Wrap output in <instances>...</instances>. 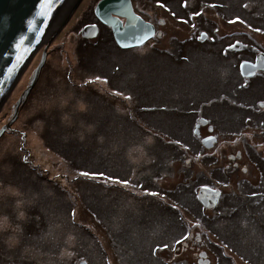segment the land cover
Returning <instances> with one entry per match:
<instances>
[{
	"label": "rangeland",
	"instance_id": "1",
	"mask_svg": "<svg viewBox=\"0 0 264 264\" xmlns=\"http://www.w3.org/2000/svg\"><path fill=\"white\" fill-rule=\"evenodd\" d=\"M77 1V9L69 11V20L62 21L52 43L39 46L38 54H32L0 108V129L6 125L0 137V264H77L83 255L90 264H209L203 261L207 254L210 264H219L204 246L198 259L184 247L181 255L174 257L178 246L195 245L182 239L192 232L195 239L204 238L212 252L219 233L239 255L264 264L262 207L250 203V198L245 200L239 188L242 185L237 184L243 178L250 184L258 182L261 175L264 185V71L247 82L233 67L239 59L237 54L227 52V44L235 40L256 44L264 52V0H189L187 8L182 6L183 0H163L176 12L175 18L156 7L154 0H134L142 14L149 18L159 14L166 20L160 27L163 37L159 41L126 50L133 58L143 60L133 68L138 77L131 74L130 83L122 88L140 93V101L148 100L150 103L143 104L142 109L152 111L149 114L134 108L139 98L134 102L133 94L131 100L113 97L104 90L103 82L76 88L64 76L69 67L76 69L75 76L80 79L109 72L108 63L113 59L99 63L112 40L101 42L102 49L100 45L98 49L80 45L87 40L77 31L84 21L92 19L97 0ZM210 4L217 7H206ZM193 12L201 15L193 16ZM82 15L84 20L80 21ZM237 16L245 23H228ZM255 28L262 32H254ZM202 33L207 38L200 39ZM168 48H176L175 54ZM43 52L47 54L46 65L38 72L40 81L27 92ZM178 53L186 59L178 60ZM76 55L86 63L76 65ZM84 67L87 71L79 69ZM130 71L125 68L121 77ZM74 90H79V95L73 97ZM233 91L234 97L222 94ZM78 96L83 99L80 106H76ZM162 96L164 101L156 99ZM154 99L157 101L151 102ZM56 105L62 112H54ZM88 106L91 108L87 110ZM91 112L98 113L97 119ZM103 114L104 120L99 123ZM201 114L213 116L222 133L236 136L220 137L215 149L205 152L195 134V122ZM132 129L133 137L125 141ZM201 132L207 133L206 129ZM21 134L24 137L20 138ZM96 135L101 136L91 142ZM74 139H85L86 143L65 147ZM115 140L123 143L115 145ZM221 149L224 153H217ZM211 151L218 155V165L212 164ZM58 152L77 160L65 163ZM232 152L240 154V159L234 160L238 167H231L226 174L224 166ZM183 154L191 158L192 169L182 164L188 161L183 159L185 155L179 158ZM76 167L102 170L105 176L111 172L110 177L121 180L131 174L130 184H98L84 176L73 177ZM197 175L201 179L196 181ZM226 180L233 183L226 193L234 191L231 199L236 205L227 204L228 195L216 207L198 200L202 184L217 186ZM243 188L248 191V187ZM152 192L159 195L152 196ZM222 211L234 214L219 217L226 215ZM177 239L182 243L176 244ZM165 243L170 248L164 249ZM260 249L261 256L256 252ZM201 253H206L204 259ZM220 261L232 264L224 257Z\"/></svg>",
	"mask_w": 264,
	"mask_h": 264
},
{
	"label": "water",
	"instance_id": "2",
	"mask_svg": "<svg viewBox=\"0 0 264 264\" xmlns=\"http://www.w3.org/2000/svg\"><path fill=\"white\" fill-rule=\"evenodd\" d=\"M78 2L77 0H53L50 15L44 17L38 14L41 0H0V103L2 100L4 101L8 88L11 90L15 83V77H21L23 65H29L31 54H38V46L52 43L62 21L69 20V11L77 9ZM117 8L124 9L120 12L129 17L131 21L126 33L135 34L136 36L140 35V39L144 38L145 34H147V40L153 37L151 35L153 31L155 32L153 23L147 22L136 15L143 20V26V22L138 20L135 14L132 13L131 0H100L95 7L96 16L112 26L119 44L126 48L139 45V42L126 44L121 38V23L112 15V12ZM123 14L120 16H124ZM30 21L32 22L31 28ZM43 31L44 35H42ZM97 31L98 27L96 25L89 26L85 28V36L95 37ZM22 38L23 45L20 52H18L16 45ZM24 48L28 49V51L23 52ZM19 54H23L24 59L17 64L16 58ZM44 58L45 55L43 54ZM245 62H247V66L243 69L241 68L245 76L249 75L248 67L251 66L260 65L258 68H253L254 72L264 71V53L257 55L256 62ZM245 62L242 64H245ZM13 65H16V67L13 68ZM9 69H12V71L9 72ZM201 123L205 124V119H202ZM200 125H197L195 131L198 137H200ZM212 130L213 128H210V131ZM209 137L213 136L202 139V144L205 147H211L215 141V139H208ZM219 195L220 192L217 190L202 188L199 198L205 205L213 206L217 203ZM201 256V258L206 257V253H201Z\"/></svg>",
	"mask_w": 264,
	"mask_h": 264
},
{
	"label": "flooded vegetation",
	"instance_id": "3",
	"mask_svg": "<svg viewBox=\"0 0 264 264\" xmlns=\"http://www.w3.org/2000/svg\"><path fill=\"white\" fill-rule=\"evenodd\" d=\"M93 14H94V10H93ZM83 20H84V17L82 15L81 18H80V21H83ZM80 21H79V23H80ZM157 21H158V19H157ZM84 23L85 24H84V26L82 28H84L86 25L96 24L98 26V28H99L98 30L100 31V33H99L98 37H95L93 39H90L89 37L83 36L82 38H84L87 41H85L83 43H80L81 46L87 47L89 44L90 45H93V46L100 45L101 46V49H102L103 46H102L101 42L105 41V43H106V42L112 40V34L109 32V30H108L107 27H105L102 23L99 22V20L97 19L96 14H94V16L92 15V19L91 20L84 21ZM160 27L161 26H157V30L158 29H161ZM162 32H163V30H162ZM196 39H198V37ZM80 40H82V39H80ZM237 41H239V40H235L231 44H227V50H228L227 52L228 53L231 52V53L237 54V56H238L239 59L236 62V66H235V63H233L234 64L233 67L237 69V73L240 74V76H241L242 74H241L240 69H241L242 62H244V61L255 62L256 59H257V55L260 54V53H264V52L261 51V50H259L257 48V45L256 44H251V43L245 44V42H241V41H239V43H237ZM229 45H235V47H229ZM238 45H241L242 47L240 49H236V47ZM98 47L99 46H97V49H98ZM166 50H174V53H175L176 48H174V49H169L168 48ZM164 51H165V49H164ZM238 52H240V53H238ZM177 56H178V59H180V56L183 57L184 54L183 53H180V54L178 53ZM260 72L261 71H259V73ZM257 73L258 72H255V74H257ZM252 76H250V78ZM250 78L249 77H243L244 80H246L247 82L251 83V79ZM248 87H245V88H248ZM162 92H163V90H160V95H162ZM222 94H225L228 97H232V96L234 97V91L230 95L228 93H226V92H222ZM161 100L162 101L164 100L163 96H162V99ZM238 103H240V102H238ZM241 103L248 104V103H245V102H241ZM233 111H234V109H233ZM202 118L205 119V124L204 125H201L200 128H199V130L201 132L202 129H206L207 133L204 136H202L201 138H198V140H199L200 147L201 148L204 147L205 149H207V150H205V152H209L211 148H212V150L215 149L216 143L218 142V139H220V137H223L224 139H226L227 138V135H229V137L230 136H236L235 133H229V134L228 133H222L220 127H218V126L215 125V120H214V117L213 116H211V117L210 116H204L203 117L202 114H201V115L198 116L195 124L198 123V122L201 123L202 122ZM246 125L248 126L247 123H246ZM210 128H213V130L210 131ZM208 136L215 137V141L212 143V146L210 147V149H208L207 147L203 146V144H202V138L208 137ZM237 152H239V151H237ZM217 153H220L221 154V153H224V151L222 149H221L220 152L217 150ZM209 155H210L209 157L211 159H213V163L212 164L218 165V161H219L218 155L216 153H213V151H211L209 153ZM236 157H237V159H240V154H237L236 155V154H233V152L228 154V159L230 161H228V164H226L224 166L225 167V170H226V174H227V170H229L231 167H233V168H237L238 167L237 166L238 163L234 161L236 159ZM247 158L249 159V162H250V156H249L248 153H247ZM185 160H188V159H185ZM185 162L182 163L184 166L189 165V167H185V168L192 169V160L189 159L186 162V164H185ZM178 169H180V168H178ZM243 169H244V172H246V173L248 172V171H246V167L243 168ZM181 172H182V170H181ZM260 178H261V175L259 177L258 182H255L256 184L255 183L250 184L251 182L250 181L248 182V178H243L244 179L243 182L242 183L240 182V183H237V184H238V186H239V184L242 185V186H239V188L241 187V189H243L244 196L246 197L245 200H248V198H250L249 199L250 203L251 202H255L256 203L255 204L256 206L258 205V207H262V210H259V214H260L261 217H263L264 215H262V214H264V197H263V200H260V201H259V198L262 197V195H264V185H263L262 182H260ZM228 180L224 181L226 183H224L222 185H217V188L216 189L220 190V194H221L220 195V200H219L217 206H220L221 201H223L222 200V197L224 199V197H226V195H228V194H233L234 195V191H231L229 193H226L227 192L226 189L227 188H231L232 185H233V183L231 181H228ZM208 185L216 186V185H213L211 183L208 184ZM243 187H245V188L248 187L247 188L248 191H246ZM236 195H239V194H236ZM254 199H258V200H254ZM240 203H242L241 200H240ZM242 206H246V205L242 204ZM253 206L251 205L250 208H252ZM218 216L219 217H224V216H227V215L219 214ZM193 234H194L193 232L190 233L189 236H188V239L191 240V241H193V243L195 245H189L188 243H184V244H182L183 246L182 245L181 246H178L176 248V251L174 252V257L175 256H178V255H181L182 247H184V249L186 248L185 251L186 250H192V253L195 254V256L198 259V254L201 251H203L204 248H205V250L209 254L211 253V254H214L215 255L216 260L218 261L219 264L221 263V261L219 262V260L221 259V257H224L227 260L230 259V261L232 262V264L233 263L234 264H238V262L241 261V260L243 262H245V264H256L252 259L244 256L243 254H240L239 255L237 249L235 247L231 246L228 243V241L223 240L221 238V236H220L219 233H216V235H215V251L214 252H212L210 250L211 246H209V243H207V241H205L204 238H202V239L200 238L199 239L200 241H199V240H197V239L194 238L195 235H193ZM212 241L214 242V240H212ZM218 241H220V242H218ZM203 246H204V248H203ZM227 250H228V253L226 254L225 251H227ZM256 252H259V256H261L262 253H263V250L260 249V251H256ZM234 255H236V256L234 257ZM203 261L209 262V264H210L211 259L209 258L208 254H207V258L204 259Z\"/></svg>",
	"mask_w": 264,
	"mask_h": 264
},
{
	"label": "bare ground",
	"instance_id": "4",
	"mask_svg": "<svg viewBox=\"0 0 264 264\" xmlns=\"http://www.w3.org/2000/svg\"><path fill=\"white\" fill-rule=\"evenodd\" d=\"M154 2V4H155V6H156V3H155V0L153 1ZM131 5H132V13L133 14H135V16L137 15L138 17H140L141 19H143V20H145V21H147V22H150V23H153V25H154V27H155V32L157 33L156 34V36L155 37H152L151 39H149V40H147V42L143 45V46H146L149 42H151L152 40H157V41H159L162 37H163V33H162V30L161 29H158L157 30V26H161L162 24L161 23H159V21L160 20H164L165 22H166V20L163 18V17H159L160 15L159 14H157V15H155L154 17H151V18H149L148 16H146V15H144V14H142L140 11H139V7L137 6V3H135L134 2V0H131ZM157 7V6H156ZM168 7V6H167ZM124 9H120V8H117V9H115L112 13V15L115 17V19H117L118 21H119V23H121V35H122V39L125 41V43L126 44H129V43H132V44H135V43H138L139 41H140V35L139 36H136L135 34H130V33H126V29H127V27H128V25H130V19H129V17H127V16H125L123 13H121L120 11H123ZM94 14H96L95 13V11H94ZM124 15V16H120V15ZM152 14H156V13H153L152 12ZM136 16V18L138 19V20H140V21H142L143 22V20H141L140 18H138ZM97 19L99 20V22L100 23H102L105 27H107L108 28V30H109V32L112 34V42L111 43H109V44H107V46H106V48H107V53H106V56H104V58L102 59V60H100L99 61V63L102 65L103 63H105L108 59H112L109 63H108V66H116V65H119L118 63V60L115 58V55H116V52H117V49H123V48H125L123 45H121V44H119V42H118V40H117V38H116V36H115V34H114V30H113V28H112V26L110 25V24H107V23H105V22H103L102 20H100L98 17H97ZM157 19H158V21H157ZM143 26H144V22H143ZM142 30V29H141ZM158 32H159V35H158ZM77 33L78 34H80L81 35V37H83V36H85V28H81V29H79L78 31H77ZM99 33H100V31L98 30L97 31V33H96V35H95V37H98V35H99ZM79 38V40L80 39H82V38ZM133 41H137V42H133ZM106 43H108V42H106ZM143 46H140V45H135V47H143ZM152 47L153 46H155L153 43H152V45H151ZM39 47V46H38ZM43 54L45 55V58L43 59ZM43 54H42V56L40 57V59H39V62L37 63V66L33 69V71H32V76H30V84L28 85V89L29 90H27V92L28 91H30L31 89L33 90L34 88H36L35 86L38 84V82L40 81V77H39V74H38V72L40 71V69L43 67V66H45L46 65V52H43ZM228 54V53H227ZM77 56V58H76V60H77V62H76V65H79V64H81V63H83V64H85L86 63V60L83 58V57H81V56H78V55H76ZM31 58H32V55H31ZM245 62V61H244ZM256 62V61H255ZM243 63V62H242ZM242 65V64H241ZM25 66L26 65H23V69L25 68ZM134 67L131 65L130 66V69H131V72H132V74H136L135 73V71H134V69H133ZM22 69V70H23ZM79 69H82V70H85V71H87V69H88V67H84V68H79ZM89 71V70H88ZM147 71V70H146ZM240 71H241V74H242V76L243 77H249L250 78V76L248 75V76H245V75H243V73H242V69H240ZM261 71H263V70H261ZM66 73V75H64L65 77H66V79L73 85V86H75L76 88H79V87H88V86H90V85H92V83H100V82H103V81H107V83L105 84V85H107L109 88H110V86H111V84H112V77H111V75H110V72H105L104 74H95V75H93V76H83L81 79L80 78H76V76H75V74H76V69H72L71 67H69L68 68V70L65 72ZM259 73V72H258ZM30 74V73H29ZM29 74H28V76H29ZM97 76H99L100 78H101V80L100 81H97L96 80V77ZM252 76V75H251ZM16 78V80H17V78L18 77H15ZM78 79V80H77ZM15 80V81H16ZM104 83V82H103ZM85 88V89H86ZM9 92V88H8V90H7V92H6V95H7V93ZM76 94H78L79 95V90H74L73 92H72V95H73V97H75L76 96ZM5 95V96H6ZM4 96V98H6ZM3 98V99H4ZM77 98V97H76ZM109 99V98H108ZM60 101H62V102H65V101H67L66 100V98H61L60 99ZM109 101H111V99H109ZM164 101V100H163ZM151 102H154V100L153 101H151ZM20 101H19V103H18V105H20ZM83 103V99L82 98H80V96H78V99H77V101H76V106H80L81 104ZM4 104V101L2 100L1 101V103H0V108L2 107V105ZM17 105V106H18ZM16 106V107H17ZM91 107L90 106H88V108H87V110L88 109H90ZM15 111H17V109H15ZM59 111H61L62 112V107L61 106H59V105H56V107L54 108V112H59ZM108 113L110 114V115H114L113 114V110L112 109H109L108 110ZM80 118H81V116H80ZM203 119V118H202ZM128 122H129V120H128ZM107 124V123H106ZM106 124H102V126H107ZM198 124H201V125H204V124H202V123H197V125ZM197 125H196V127H197ZM200 125V126H201ZM200 126H199V128H200ZM90 128V127H89ZM124 129V125L120 128V130H123ZM82 130V129H81ZM16 131H19V129H16ZM196 131V130H195ZM34 132H36V131H34ZM55 132V131H54ZM127 132H129L128 130H127ZM199 132H200V130H199ZM201 134H200V137H198L197 136V134H196V132H195V134H196V137L197 138H201L202 136H204L205 134L204 133H202V132H200ZM5 134V131H4V133L2 134V136ZM130 135L131 136H129L128 138H125V141L126 140H131V138L133 137V135L130 133ZM1 136V137H2ZM99 136H101V135H96V136H94L93 138H92V140H91V142H94L96 139H97V137H99ZM21 137H24V134H21L20 135V138ZM105 138V137H104ZM205 138V137H204ZM33 139L34 140H36L35 139V136H33ZM203 139V138H202ZM115 141H117L116 143H114L115 145L119 142L118 140H115ZM86 143V141H79V144L80 145H83V144H85ZM123 143V140L121 141V142H119V145L120 144H122ZM68 146H70V143H68V142H66V144H65V147H68ZM113 146V145H112ZM146 149H147V147H145ZM208 149H210V147H207ZM148 151V150H147ZM130 154H131V150H130ZM149 154V153H148ZM183 155H185V157H184V159L185 158H187V155L186 154H183ZM134 156V155H133ZM119 157H122V155L121 154H119ZM119 162H121V161H119ZM120 164V163H119ZM85 171H87V172H89V173H100V172H104V171H102V170H94V169H85ZM112 173L111 172H109V173H107V177H110V175H111ZM107 177H99V176H97L96 178H92L91 176L89 177V181H95V182H97L98 184H101V182H105L106 184L109 182V181H107ZM131 178V174H128V177H126L125 179H127V180H129ZM122 180H124L123 179V177H122ZM121 186V185H120Z\"/></svg>",
	"mask_w": 264,
	"mask_h": 264
},
{
	"label": "snow or ice",
	"instance_id": "5",
	"mask_svg": "<svg viewBox=\"0 0 264 264\" xmlns=\"http://www.w3.org/2000/svg\"><path fill=\"white\" fill-rule=\"evenodd\" d=\"M52 6H53V0H41L40 12L38 14L41 15V16H44V17L49 16L50 13H51V10H52ZM156 6L159 7V8H161V9L167 10L170 13V15L172 17H174V18L177 15L176 12L172 11L170 8L167 7V5L163 2V0H156ZM182 6L185 7V8L189 7V0H183ZM206 7L215 8V7H217V5L216 4H210V5H206ZM245 7H247V5H245ZM192 15L193 16H199V15H201V12H193ZM181 22L182 23H188L187 20H181ZM159 23L163 24V23H165V21L164 20H160ZM228 23L229 24H236V23L243 24L245 22L239 16H237V17H235L233 19H230L228 21ZM29 24H30V28H31L32 22L30 21ZM192 27L195 28L196 25L193 24ZM249 27H251V26L249 25ZM253 31L254 32H257V33H260V32H262V29L255 28V29H253ZM156 34L157 33L154 32V31L151 33V35L153 37H155ZM201 37H205L206 38L207 37V34L206 33H202L201 34ZM147 38H148L147 37V34H145V37L140 39L139 45L140 46H143L147 42ZM237 43H239V41H237ZM22 45H23V38L16 45V48H17L18 52H20V50L22 48ZM229 47H235V45H229ZM27 51H28V49H26V48L23 49V52H27ZM225 51H227V50H225ZM16 59H17V64H19L24 59L23 54L17 55V58ZM246 66H247V62H245V64H242L241 65V68L243 69ZM15 67H16V65H13V68H15ZM258 67H260V65L248 67V74L249 75H255V72L253 71V68H258ZM11 71H12V69H9V72H11ZM96 80L97 81H100L101 78L99 76H97L96 77ZM103 82L104 83H107L106 80L103 81ZM112 94L113 95H116V96H121V97H123L126 100H131V97L130 96H124L123 93H121V92H114ZM208 139L214 140L215 137H209ZM176 143L179 144L180 141L177 140ZM25 159H27V157H25ZM80 175L81 176H84V177H90L91 176L92 178H96L97 176L103 177L104 176V173H102V172H100V173H89V172L85 171V172H81ZM106 179H107V181H110V182L115 183V184H121V185H123L125 187L129 186V184H130V181H128L127 179L121 180L119 178H113V177H107ZM149 194L152 195V196H158L159 195V193H156V192H152V193H149ZM172 207L175 208L176 205L173 204ZM74 215H75V211H73V216ZM182 239H183V241H186L188 239V236H184ZM175 243L176 244H181L182 243V240L177 239L175 241ZM163 248L164 249H168V248H170V245L165 243L163 245Z\"/></svg>",
	"mask_w": 264,
	"mask_h": 264
},
{
	"label": "trees",
	"instance_id": "6",
	"mask_svg": "<svg viewBox=\"0 0 264 264\" xmlns=\"http://www.w3.org/2000/svg\"><path fill=\"white\" fill-rule=\"evenodd\" d=\"M93 10H94V8H93ZM93 16H94V14H93ZM175 52H176V50H175ZM173 54H175L174 52L172 53V55ZM133 55L132 54H128V53H126V50L123 48V49H117V52H116V59L118 60V64L119 65H116V66H111L110 67V70H109V72H110V75H111V79H112V85L110 86V89H109V87L106 85V87H107V91L109 92V91H112V90H118L119 92H121V93H123V95L124 96H130V94H133L134 95V102H135V100H136V97H138L139 99H138V101L140 102V100H141V98H140V95H139V93L138 92H134L133 90V92L132 91H125L122 87H124V86H126L127 84H129L130 83V81L128 80V79H131L132 78V76H131V71L125 76V78L123 77H121V75H122V73H123V71H124V69L125 68H129L130 69V66L132 65L134 68L136 67V62L138 61L139 63H141L142 62V60L143 59H141V61H140V59L137 57V56H135V58H133ZM186 59V55H184L183 57H181L180 56V59H178V60H182V59ZM146 59V58H145ZM140 68V67H139ZM98 73H100V72H98ZM100 74H104V73H100ZM137 74V73H136ZM135 74V75H136ZM134 75V74H133ZM138 77V76H137ZM106 83H104V85H105ZM156 99H159V100H161L160 98H156ZM156 99H154V101H157ZM27 100H28V98H27ZM154 103V102H153ZM150 113H152V111L150 112ZM113 118V117H112ZM111 118V119H112ZM110 119V120H111ZM124 120V118L122 117V124H124L123 121ZM147 122V121H146ZM148 123V122H147ZM148 124H150V123H148ZM157 128V126L156 125H153L152 126V128ZM130 128V127H129ZM132 135H133V129L131 130V132H130ZM49 145H51V144H49ZM48 147H50V146H48ZM52 147V146H51ZM62 156H64V155H62ZM182 156H184V155H179V158H182ZM65 157V156H64ZM65 158H67V157H65ZM68 159V158H67ZM70 159H73L74 160V162L77 160V159H75V158H73V157H71ZM184 159V158H183ZM184 173L183 174H185V176H186V170H184L183 171ZM184 176V179L186 178ZM201 176H197L196 177V180H198V178L199 179H201L200 178ZM193 178V177H192ZM191 178V179H192ZM208 184H210V183H207V185ZM204 185V184H203ZM232 195L231 194H228V197H229V203H227V204H229V205H236L237 203H236V201L234 200H232L231 197ZM236 196V195H235ZM223 204H225L226 202H222ZM239 203H240V200H239ZM238 203V204H239ZM220 209V208H219ZM218 209V210H219ZM222 212H225L226 213V215H233L234 213H232L231 211H222ZM221 212V213H222ZM238 213H240V211L238 212ZM0 257H1V253H0Z\"/></svg>",
	"mask_w": 264,
	"mask_h": 264
},
{
	"label": "crops",
	"instance_id": "7",
	"mask_svg": "<svg viewBox=\"0 0 264 264\" xmlns=\"http://www.w3.org/2000/svg\"><path fill=\"white\" fill-rule=\"evenodd\" d=\"M139 95H140V93H139ZM140 98H141V96H140ZM149 103H150V102H148V100H147V101H140V102L137 101L136 104H135L136 106H135L134 108H136L138 112H141V111L143 110L144 113L149 114L150 112H146V109H145V110L142 109V105H143V104H145V106H147ZM133 104H134V102H133ZM91 113L94 114V112H91ZM100 114H101V113H100ZM97 115H98V113H97V114H94V119H97ZM101 116L103 117V119L101 120V118H100V119H99V123H101V121L104 120V114L101 115ZM101 116H100V117H101ZM83 124L86 125L87 122H86V121H83ZM79 141H85V139H84V140L74 139V140H72V141L69 142V143H70V145H77V144H79ZM90 145H91V143H90ZM85 146H87V144H86ZM130 149H133V148L130 147ZM68 157H71V156H68ZM73 157H75V156H73ZM75 158H76V157H75ZM72 160H73V159H72ZM73 162H74V160H73Z\"/></svg>",
	"mask_w": 264,
	"mask_h": 264
}]
</instances>
